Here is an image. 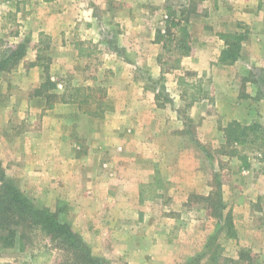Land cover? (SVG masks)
<instances>
[{
    "label": "rangeland",
    "instance_id": "rangeland-1",
    "mask_svg": "<svg viewBox=\"0 0 264 264\" xmlns=\"http://www.w3.org/2000/svg\"><path fill=\"white\" fill-rule=\"evenodd\" d=\"M76 1L81 6L92 3L102 11L107 3L111 5L110 0H100L103 6L99 0ZM112 1L120 5L123 16L128 2ZM65 3L58 0L54 7L48 0H0V59L17 44L26 43L24 56L10 70L0 72V164L6 177L18 188L23 185V193L36 205L46 206L21 177L19 156L27 142L18 137L31 128L40 131L43 119L60 118L56 131L67 140L42 142L43 151L51 146L57 151L80 152V158L72 160L80 163L75 169L82 167L88 183L95 174L97 205L103 202L110 208L109 220L100 223L103 231L94 230L93 222L73 221L74 228L82 226L80 231L73 230L92 255L107 264H127L129 256L122 253L117 257L115 252H128L123 249L125 241L131 239L135 241L132 248L147 247V261L155 264H164L167 258L170 264L171 260L172 264H264V141H254L249 134L251 141L232 146L223 133L231 121L226 109L242 124L259 122L264 127V0H164V6L168 3L189 10L187 26L193 49L181 58L179 68L165 64L166 72L156 77L151 76L152 70L160 67L155 55L163 50L160 44V48L144 46L143 40L162 27L159 0L135 2V16L146 21L127 31L142 38L139 47L128 46L122 20L124 31L120 32L121 27L102 19L99 32L104 43L90 59L75 54L76 44L84 47L79 26L74 31L75 25L67 27L65 19L56 37L42 30L47 29L48 21L51 23L49 12L65 14ZM221 32L243 34L236 63H217L223 47L218 37ZM41 33L48 43L38 52ZM163 57L171 59L174 54ZM187 71L189 83L202 79L205 93L199 100L190 96L194 88L183 91L176 82ZM46 76L55 83L49 92H56L58 100L72 99L55 101L53 107H70L61 108L55 117L47 114L53 107L48 109L43 97L33 95ZM100 96L105 103L102 110ZM98 112L100 116H96ZM240 153L247 156L248 168H242L236 158ZM155 173L165 185L153 192L155 185L150 181ZM55 175L58 179L57 172ZM215 183L220 184L221 212L223 217L230 215V228L223 219L211 215L207 202L199 198L213 190ZM85 195L91 199L92 195ZM117 198V203H128L118 206L107 202ZM53 203V207H46L60 211L68 221L67 202L56 197ZM131 226L137 231L127 228ZM30 236L23 249L19 242L0 247V261L61 263L63 253L52 248L42 234L35 231ZM241 250L250 251L249 260H238ZM213 255H217L214 263Z\"/></svg>",
    "mask_w": 264,
    "mask_h": 264
},
{
    "label": "trees",
    "instance_id": "trees-1",
    "mask_svg": "<svg viewBox=\"0 0 264 264\" xmlns=\"http://www.w3.org/2000/svg\"><path fill=\"white\" fill-rule=\"evenodd\" d=\"M192 1L196 3L202 0ZM175 6L168 3L164 6L165 13L162 27L154 31L153 42L160 44L163 50L156 58L160 65L161 74L166 72V69H164L165 64L174 69L179 68L181 58L190 55L193 49L191 33L187 26L188 18L186 13L189 10H185L183 7L177 9V6ZM191 10L195 12L194 6H192ZM218 37L223 41V47L217 56V63L225 65L235 62L242 48L243 34L238 32H221L218 33ZM47 43V36L41 33L37 51L40 52ZM75 48L77 49L78 56L85 55L83 47L76 44ZM25 49L26 43L24 42L17 44L13 49H9L5 53V56L0 59V72L10 70V67L24 56ZM165 53H173L174 57L165 60L163 57ZM36 56L39 58L40 55L37 54ZM187 74H190V72L187 71L184 75H179L176 78V82L183 91H186L188 88H194L190 96L192 100H199L204 97L205 93L202 79H198L197 83H189L186 81ZM204 74L203 72L202 75ZM52 88H55V83L46 76L40 88L34 91L33 95L43 97L48 109L53 107L55 101L69 102L72 100L66 98L58 100L59 95L56 92H49ZM100 99L98 105L102 110V105L105 103L102 100V96H100ZM83 111L86 112V110ZM100 115L101 112L96 114V116ZM223 133L226 143L232 146L244 145L251 141L248 138L249 134L253 135L254 141H264V127L259 122L245 125L236 120H231L223 127ZM236 158L241 162L242 168H248V159L245 154H237ZM158 175V173H155L153 181H150V185H155L153 192H156V189H162L165 185ZM142 195L143 191L140 188L139 202L143 200ZM199 198L207 202L206 206L211 209V215L218 216V218L226 222L229 228L231 227L230 215L227 214L223 217L221 212L222 196L219 183H215L214 189L205 197ZM35 231L42 234L51 243L52 248L63 253V260L61 259V263L58 262V264H107L103 258L92 255L82 237L61 216L60 211H53L46 206L36 205L14 182L6 177L0 164V247H13L19 242L20 248L23 249L30 241V235ZM248 253L250 254V251L241 250L238 260L242 258L249 260ZM216 258L217 255H213L211 262L214 263ZM238 260L229 259L230 262L234 263H237Z\"/></svg>",
    "mask_w": 264,
    "mask_h": 264
},
{
    "label": "crops",
    "instance_id": "crops-1",
    "mask_svg": "<svg viewBox=\"0 0 264 264\" xmlns=\"http://www.w3.org/2000/svg\"><path fill=\"white\" fill-rule=\"evenodd\" d=\"M58 0H48V3L50 6H54L57 3ZM82 2V0H80ZM100 1V0H99ZM98 1V2H99ZM123 1V0H122ZM65 6H66V12L62 11L61 13H54L49 12L51 14V23L47 22V29L45 27L42 28V30H46L48 34H51L53 37H56L59 33V30L63 28L61 26V20L64 21L65 24H71V26H74L72 29L75 31L77 27H80L81 32H83V36L80 39L83 41L84 46L83 49L88 51V53L82 56H79L81 59H90L88 57H93L94 52L101 51L103 41H101V34L99 32V23L102 21V19H106L107 23H111V26L115 25L116 27H121L120 32L123 29V26L121 25V20L124 22L123 25L126 24L125 30H126V41L128 46L133 47H139L142 43V38L136 37L134 33H129V30L135 29V25L139 24V22H145L146 20L143 18V20L137 18L135 16V13L133 12V9L137 7V4L135 3L136 0H125V2H128L127 10L123 11V16L121 14L120 5L117 4V2H114L110 0L109 5L107 3V6L105 7V10L102 11L100 8L97 7V5H93L92 3L87 4L86 6H81L77 3L76 0H65ZM101 2V1H100ZM163 2V3H162ZM131 4V5H129ZM159 6L157 7V10H161L163 12L164 17V0H159ZM80 5V6H79ZM101 6H103V1L100 3ZM55 7V6H54ZM127 14V15H124ZM122 16V17H121ZM162 17V18H163ZM151 18V17H149ZM239 20V18H238ZM126 22V23H125ZM163 23V20H162ZM161 27V26H160ZM158 28V27H157ZM155 28L154 31L157 29ZM154 32L151 33L149 38L147 40H143L144 46L151 47V48H160L159 44L153 42ZM263 40V39H262ZM253 41V40H252ZM250 41V42H252ZM249 42V43H250ZM261 42H258L257 46ZM263 43V41H262ZM223 44V42H222ZM243 45V42H242ZM89 46V47H88ZM223 46V45H222ZM91 48V49H89ZM244 49V48H243ZM75 54L77 56V50H75ZM85 52V51H84ZM93 52V53H92ZM92 53V54H91ZM113 51H110V56H112ZM142 55V54H141ZM157 55V54H156ZM155 55V59H156ZM78 57V58H79ZM154 59V58H153ZM236 63V62H235ZM151 71V70H150ZM160 74V67L158 66L157 69L152 70L151 76L156 77ZM62 105V106H60ZM63 108L64 110H68L70 107H68L67 104H59L53 107L51 111H49L47 114L52 115L55 117V114ZM229 109H226V112H228V118L229 120H237L235 117H231ZM60 118H54L53 121L45 120L42 121V129L39 131L37 129H29L22 134H19L18 139L27 142V144L24 146V148L21 149V155L19 156L21 158V177L25 179L26 184L29 185L33 191L37 192L38 194V200L48 207H53V199L62 197L65 202H67L70 209L67 210V218L68 221L73 223V221H79L81 224H84V222L94 223V230L97 231L96 228H100V231H103L104 225L100 223H105V221L108 219L107 214L110 208L106 206L105 203L101 202L102 205H97V201L95 199V195H97V186L98 181L96 180L95 174L92 175L91 182L88 183L85 178L82 176V167H78L75 169L74 166H80V163L72 162V160L76 158H80L81 155L78 153H73L72 150H61L57 149L54 150V148H51V146H47V150L43 151V147H45L42 142H47V144L61 142L60 140H67L66 136L61 135V133H58L56 131V127L60 125ZM239 121V120H237ZM51 124V125H47ZM49 126V128H48ZM47 127V128H46ZM51 130V131H49ZM55 147V145H54ZM75 158V159H76ZM55 166L58 165L59 169L56 170ZM56 172L58 173V179L60 181H57L56 179ZM74 174H76L74 176ZM25 187L21 185V190H23ZM114 189V188H113ZM117 192L119 191L117 188H115ZM90 194L91 199L88 200L85 194ZM41 195V197H39ZM120 198L117 199H110L107 200L108 203H117ZM126 201H120L117 203L118 206L125 205ZM72 208H74V213ZM69 214V215H68ZM109 220V219H108ZM107 222V221H106ZM100 224V225H98ZM80 226V227H79ZM73 229H77L78 231L81 230L82 226L76 224L74 228V223L72 225ZM129 230L133 229L134 231H137V228L134 226L127 227ZM88 229V228H87ZM77 231V232H78ZM81 235L83 232L80 233ZM125 247L123 250L128 249V252H115L116 256L118 257L120 254H126L129 256L127 258V264H155L152 262L147 261V247H136L132 248L134 245L133 240L125 241ZM118 243H121L120 241ZM119 247V246H118ZM167 262L164 264H170V259H165ZM171 260V264H172ZM0 264H5L4 262L0 261Z\"/></svg>",
    "mask_w": 264,
    "mask_h": 264
}]
</instances>
